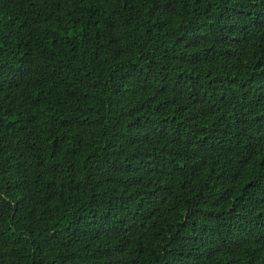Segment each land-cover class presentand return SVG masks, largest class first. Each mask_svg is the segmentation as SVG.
<instances>
[{
  "label": "trees",
  "instance_id": "trees-1",
  "mask_svg": "<svg viewBox=\"0 0 264 264\" xmlns=\"http://www.w3.org/2000/svg\"><path fill=\"white\" fill-rule=\"evenodd\" d=\"M0 264H264V0H0Z\"/></svg>",
  "mask_w": 264,
  "mask_h": 264
}]
</instances>
